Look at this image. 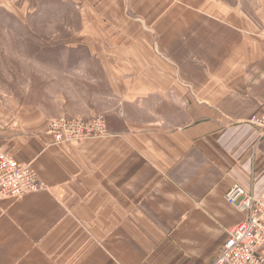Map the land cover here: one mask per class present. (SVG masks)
Listing matches in <instances>:
<instances>
[{"label": "crops", "instance_id": "crops-1", "mask_svg": "<svg viewBox=\"0 0 264 264\" xmlns=\"http://www.w3.org/2000/svg\"><path fill=\"white\" fill-rule=\"evenodd\" d=\"M67 1L116 112L61 146L0 101V152L43 186L0 204V264H213L246 218L227 192L264 194V0Z\"/></svg>", "mask_w": 264, "mask_h": 264}, {"label": "rangeland", "instance_id": "rangeland-1", "mask_svg": "<svg viewBox=\"0 0 264 264\" xmlns=\"http://www.w3.org/2000/svg\"><path fill=\"white\" fill-rule=\"evenodd\" d=\"M81 19L67 0H0V101L15 111L53 117H108L117 102L103 97L101 68L80 61ZM82 36V35H81ZM89 69L95 75H81Z\"/></svg>", "mask_w": 264, "mask_h": 264}, {"label": "built area", "instance_id": "built-area-1", "mask_svg": "<svg viewBox=\"0 0 264 264\" xmlns=\"http://www.w3.org/2000/svg\"><path fill=\"white\" fill-rule=\"evenodd\" d=\"M248 123L264 134V112L251 117ZM48 130L61 146H76L87 139L108 135L107 122L100 117L61 116L49 121ZM42 189L38 174L30 164L19 163L0 152V204ZM225 200L246 218L228 230V237L213 264H264V194L256 196L235 184Z\"/></svg>", "mask_w": 264, "mask_h": 264}]
</instances>
